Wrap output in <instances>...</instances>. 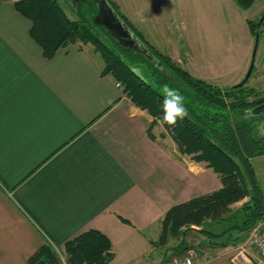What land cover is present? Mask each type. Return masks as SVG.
I'll use <instances>...</instances> for the list:
<instances>
[{"label":"crops","instance_id":"obj_1","mask_svg":"<svg viewBox=\"0 0 264 264\" xmlns=\"http://www.w3.org/2000/svg\"><path fill=\"white\" fill-rule=\"evenodd\" d=\"M14 1L0 4V264H27L44 243L59 252L89 229L110 241L108 264L177 263L182 255L192 264H231L238 246L212 247L194 230L201 240L181 255L176 240L152 244L167 209L219 188L218 176L183 160L161 122L101 74L93 45L45 57Z\"/></svg>","mask_w":264,"mask_h":264},{"label":"trees","instance_id":"obj_2","mask_svg":"<svg viewBox=\"0 0 264 264\" xmlns=\"http://www.w3.org/2000/svg\"><path fill=\"white\" fill-rule=\"evenodd\" d=\"M106 1L147 48L154 62L133 49L122 47L95 24L92 17L96 9L91 0L84 12H76L75 20L67 16L57 0H15L13 6L30 21L29 34L47 58L60 48L93 45L103 59L101 74L111 75L136 107L158 119L181 154L204 162L218 176L219 188L167 209L160 223V234L152 244L166 247L171 239L176 240L173 251L181 255L189 249L186 237L194 230L212 247L236 245L257 222L264 220V193L250 162L252 157L264 154V133L259 131L261 119L257 116L263 111H253L264 97L258 98L255 90L245 85L221 88L191 76L168 55L149 45L112 0ZM233 1L244 10L255 2ZM247 24L255 37L264 21L260 25L252 21ZM163 74L178 88L174 92L182 97L186 109L183 119L178 118L174 124L162 120L166 91L159 86L168 81ZM153 77H158L157 84L151 80ZM152 127L147 130L151 139L154 138ZM244 199L239 207L232 208ZM63 251L65 264H108L113 258L110 241L95 229L64 242ZM27 264L61 262L56 249L44 243L28 258Z\"/></svg>","mask_w":264,"mask_h":264},{"label":"rangeland","instance_id":"obj_3","mask_svg":"<svg viewBox=\"0 0 264 264\" xmlns=\"http://www.w3.org/2000/svg\"><path fill=\"white\" fill-rule=\"evenodd\" d=\"M57 1L70 19L77 18L76 12L71 10L65 0ZM112 2L149 45H155L158 49L154 47L163 54H171V60L191 76L206 80L215 79L227 87L243 79L253 56L255 37L250 34L247 21L259 22V25L264 21V0H256L246 10L239 8L233 0H143L145 8L139 12L138 8L130 6L127 0ZM86 9V4H83L82 12ZM155 15L159 20L157 25L150 21ZM259 30L253 70L244 85L255 90L258 98H262L264 25H261ZM138 71L141 73V69ZM163 77L168 81L160 83L161 90L167 91L171 87L170 90L178 91L176 85L173 87V83L165 74ZM151 80L157 84L158 77ZM182 157L185 161L192 160L188 155L183 154ZM251 163L264 188V156L253 158ZM241 204L239 202L233 204L232 208L235 209ZM248 236L249 233L244 240L230 246L241 245L246 242ZM186 239L192 246L201 240L192 232ZM57 254L61 264H65L64 251L61 249ZM184 257L180 256L176 264L184 262Z\"/></svg>","mask_w":264,"mask_h":264},{"label":"water","instance_id":"obj_4","mask_svg":"<svg viewBox=\"0 0 264 264\" xmlns=\"http://www.w3.org/2000/svg\"><path fill=\"white\" fill-rule=\"evenodd\" d=\"M96 9V13L92 17V20L98 26H101L109 35L122 47H127L133 49L142 55H144L148 60L153 61V56L149 53L147 48L140 42V40L135 36V34L127 27V25L121 20V18L115 13L106 0H91ZM65 2L70 6L75 12H82V5L89 2V0H65ZM81 10V11H80ZM258 42V35L254 38L253 56L248 67L246 74L243 79L236 85L242 86L248 80L252 70H253V57L255 49ZM264 104L253 109L262 110L264 112ZM261 132L264 133V122L260 126Z\"/></svg>","mask_w":264,"mask_h":264},{"label":"built area","instance_id":"obj_5","mask_svg":"<svg viewBox=\"0 0 264 264\" xmlns=\"http://www.w3.org/2000/svg\"><path fill=\"white\" fill-rule=\"evenodd\" d=\"M230 261L231 264H264V220L257 222L249 231L246 242L238 245ZM162 264H176V262ZM184 264H192L191 259L185 258Z\"/></svg>","mask_w":264,"mask_h":264},{"label":"clouds","instance_id":"obj_6","mask_svg":"<svg viewBox=\"0 0 264 264\" xmlns=\"http://www.w3.org/2000/svg\"><path fill=\"white\" fill-rule=\"evenodd\" d=\"M163 111L162 120L168 124H174L178 118L183 119L186 109L182 97L172 90H167L163 99Z\"/></svg>","mask_w":264,"mask_h":264},{"label":"flooded vegetation","instance_id":"obj_7","mask_svg":"<svg viewBox=\"0 0 264 264\" xmlns=\"http://www.w3.org/2000/svg\"><path fill=\"white\" fill-rule=\"evenodd\" d=\"M261 105L262 104H264V101L263 102H261L260 103ZM260 104H258V105H260ZM264 107V106H263ZM264 110V109H263ZM257 116H259L260 117V119H261V123H260V125L264 122V113L263 112H258V115Z\"/></svg>","mask_w":264,"mask_h":264}]
</instances>
